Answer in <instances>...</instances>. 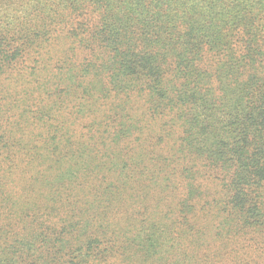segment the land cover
Instances as JSON below:
<instances>
[{"label": "trees", "instance_id": "16d2710c", "mask_svg": "<svg viewBox=\"0 0 264 264\" xmlns=\"http://www.w3.org/2000/svg\"><path fill=\"white\" fill-rule=\"evenodd\" d=\"M0 264H264V0H0Z\"/></svg>", "mask_w": 264, "mask_h": 264}, {"label": "rangeland", "instance_id": "374dc122", "mask_svg": "<svg viewBox=\"0 0 264 264\" xmlns=\"http://www.w3.org/2000/svg\"><path fill=\"white\" fill-rule=\"evenodd\" d=\"M68 46V41H63V40H59V41H55L52 46L49 49L48 55H46V58L51 60L50 63H56L57 61V58L61 55V50H64L66 49V47ZM79 51V50H78ZM69 56V59H71V54H67ZM209 55V59H212V57L210 56V53H205L204 56H205V59L207 60L208 59V56ZM88 56V54H77V56H74L73 57V61H75L76 63H80V62H83L84 59ZM25 67L26 66H32L34 65V68L38 69V70H42V64H39V65H35V64H32L30 63V61H25ZM54 66H49L48 69L51 70L53 69ZM54 70V69H53ZM36 84V83H35ZM34 84V85H35ZM28 86H32V85H28V84H19V89L18 90H22V87L25 88V87H28ZM29 87V88H30ZM26 89V88H25ZM140 101V100H139ZM162 122H165V124L163 126H160V124ZM172 128L170 126V122L167 118H162V119H158L157 122L155 123V128L153 130H151V135L154 134L155 135V138L158 139L161 137V139H165V142H168L169 140V136H168V133L171 132ZM157 154L159 155H163V156H166V155H169V150L166 149V148H161L159 147L158 148V151L156 152ZM156 153L150 157V159H147L146 160V163L149 164V165H152L153 162L155 161V158H156Z\"/></svg>", "mask_w": 264, "mask_h": 264}]
</instances>
